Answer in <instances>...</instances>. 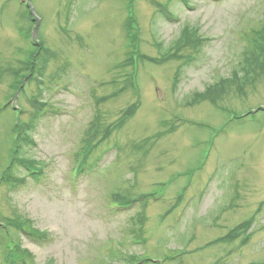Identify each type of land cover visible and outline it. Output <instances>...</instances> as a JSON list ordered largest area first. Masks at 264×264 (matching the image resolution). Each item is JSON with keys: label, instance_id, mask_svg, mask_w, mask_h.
Here are the masks:
<instances>
[{"label": "rangeland", "instance_id": "obj_1", "mask_svg": "<svg viewBox=\"0 0 264 264\" xmlns=\"http://www.w3.org/2000/svg\"><path fill=\"white\" fill-rule=\"evenodd\" d=\"M18 1L0 0V264L9 239L27 264H264V69H246L264 0ZM186 28L199 42L176 47Z\"/></svg>", "mask_w": 264, "mask_h": 264}, {"label": "trees", "instance_id": "obj_2", "mask_svg": "<svg viewBox=\"0 0 264 264\" xmlns=\"http://www.w3.org/2000/svg\"><path fill=\"white\" fill-rule=\"evenodd\" d=\"M133 37L135 38L134 35H133ZM199 39L200 38L198 36H196V32L191 31L188 28H186L183 30L182 35L179 37V39L176 43V47H184L187 45H194L195 46L199 42ZM252 45H253L252 49H254L252 54L255 55V58L258 59V61H256V62L255 61H250V62L248 61L249 62L248 65H254L255 67H254V69H249V68H246V69L248 70L249 73H251L252 76L256 75L255 77H257L259 73L256 72V70L258 69L259 72L261 73L264 69V30H262L256 34V37L252 40ZM170 54L171 53L168 52L164 56L168 57V58H172V56ZM36 56H37L36 52L31 53L32 58H30V60H29L30 62L25 67V69L26 68H28V70L33 69L32 65H34V62L36 61ZM260 58H261V61H260ZM145 59H147V58L145 57ZM244 70H245V67H244ZM27 77L29 78V76H27ZM235 79H238L239 81H241V83H239L240 85L238 86L239 90H237V92H239V91H241L240 88H242L245 84L249 83L252 78H250V75L246 76V72H245V75L243 76L242 79H240L238 77H235ZM229 82H233V80H229V79L222 80L219 83H217L215 85V87L211 88L213 90L209 89L202 94L195 95V99H209V100L212 98L216 99L218 96L222 95L226 91H230V90H226ZM132 111H133L132 108L127 109L124 112L123 117L120 119L119 123L121 124L125 118L131 116ZM115 126L116 125H112V129ZM20 127H18V126L16 127L17 134H18L17 129ZM110 131H111L110 128H108L106 130V134H108ZM18 137H19V135L16 136L15 142H17ZM12 151L15 153V147ZM16 160H18V159H16ZM29 169H31V168H29ZM32 170H36V169H32ZM1 179L3 181H5L6 183L10 182V178H9L8 173H4L2 175ZM118 198H119L121 205H128L129 200L126 197L123 199L120 197H118ZM113 199H115L114 196H113ZM138 216L139 217H137V220H136V224H137L138 228L133 229V232L135 233V235L137 232L141 231L140 228L142 226L141 215L139 214ZM30 224H31L30 220H28L26 218H20V216H19V217L8 220L7 224H5V226H6V228L13 227L18 231H21L24 233H29L31 230H26V229H29V227H31ZM242 227L243 226L238 227L236 231H235V229L233 231H230L228 233V235L225 236V239L231 240L233 238H236L238 236L237 231H241L243 233V231H242L243 229L241 230ZM1 228L5 230V234L3 236H0V240H3V239L7 238V235H6V229L3 227H1ZM0 233H1V231H0ZM135 237L139 238L138 236H135ZM5 244H6V249H5ZM4 251H5V255H7L8 259H9L10 264H27L26 257L29 256V253H28V251H26L24 248H22L20 246L19 242L14 244V242H12V240L9 239L8 241L4 242Z\"/></svg>", "mask_w": 264, "mask_h": 264}]
</instances>
